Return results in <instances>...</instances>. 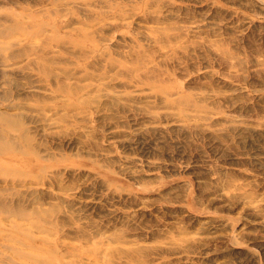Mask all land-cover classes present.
Returning <instances> with one entry per match:
<instances>
[{
    "label": "rangeland",
    "instance_id": "374dc122",
    "mask_svg": "<svg viewBox=\"0 0 264 264\" xmlns=\"http://www.w3.org/2000/svg\"><path fill=\"white\" fill-rule=\"evenodd\" d=\"M0 264H264V0H0Z\"/></svg>",
    "mask_w": 264,
    "mask_h": 264
}]
</instances>
